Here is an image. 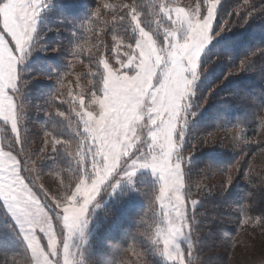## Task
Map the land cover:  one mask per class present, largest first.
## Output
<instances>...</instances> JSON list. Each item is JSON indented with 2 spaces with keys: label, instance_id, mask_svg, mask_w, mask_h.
<instances>
[{
  "label": "rangeland",
  "instance_id": "1",
  "mask_svg": "<svg viewBox=\"0 0 264 264\" xmlns=\"http://www.w3.org/2000/svg\"><path fill=\"white\" fill-rule=\"evenodd\" d=\"M87 1L92 4L89 8L97 23L98 20H121L127 15L131 20L132 31L136 38L134 42H131L118 34H110V42H105L101 32L102 23H98V28L91 29L92 35L85 36L84 40L78 42L72 50V58L69 60L70 72L61 78L64 87L60 88L59 85L58 92L50 96L47 103L33 105L26 102L22 110L23 115L19 113V128L25 148V151L21 153L27 165V174L36 186L33 185L35 189L31 187L49 209L59 207L65 210L62 219L59 215L49 216L46 211L48 209L45 210L38 204L34 219L26 225L28 231L45 233L50 247L64 241L70 251L72 264H91V251L102 226L103 209L109 198L121 190V185L139 189V186L143 185L140 175L150 172L159 182L157 204L161 217L155 227L153 248L165 264H174V261L169 260L163 251L166 246V235L170 229L174 228L179 231L175 236L173 248L176 249V246H179L181 254L186 257V264L187 262L188 264H264V232H261L259 227L244 225L242 221L246 215L238 211L222 221L223 224L234 229V233L221 232V238L215 240L216 244L212 247L201 242L209 231L201 227L203 222L201 214L193 212L191 200H196L197 205L203 192L225 189L229 185V174L210 168L188 194L185 182L184 194L188 196L189 206L185 216L182 212V202L175 190L169 189L168 193H163L160 174L150 167H140L145 159L150 158L154 150L158 151V142L152 139V133H163L168 122L177 115L170 98L175 73L166 53L170 48L181 43V39L187 35V28L185 26L182 29L181 25L176 23V19L172 17L166 19L160 13L164 10L165 3L180 4L183 7L174 9L178 19L187 15L186 9L195 8L197 0H161L159 15L155 18V23L162 35L161 42L142 25L141 13L137 8L139 0ZM47 6L48 1L43 0L42 10L36 18L35 31L28 43L23 63H20L18 68L20 65H26L32 57L29 49L35 39L40 14ZM177 9L180 11L177 12ZM130 13L133 15L130 16ZM215 21L216 13L210 29L211 38L201 51L199 61L212 39L220 35V32L212 35ZM0 42L3 43V48L0 49V54H2L6 43L2 40ZM191 43V36L183 40V44L189 47ZM35 50L37 53L50 52L46 46L35 47ZM96 54L101 57L98 61ZM199 61L192 92L184 102V121L175 133L180 143L177 152L181 158L183 175L181 150L186 139L187 126L192 118L191 104L194 97V86L199 78ZM98 63L99 69L103 72V81L101 86L96 88L94 74L97 72L98 68L95 69V67ZM117 81L119 87L115 85ZM105 89L109 92L106 93ZM58 93L61 101L70 104L71 125L85 135L81 140L80 153L84 154L83 160L87 161L88 168L85 174L75 182L65 179L57 168L55 152L61 143L54 146L50 142L51 137L47 134H52V132L46 128L44 122L38 119L40 116L48 115L49 103ZM116 96H119L118 101L115 99ZM3 115L0 111V116ZM1 121L3 120H0V146ZM3 122L11 128L9 122ZM11 131L14 136L12 148L17 149L19 145L16 133L12 128ZM261 132L264 138V127L261 128ZM220 135L223 146L234 153L240 145L253 142L250 134L239 127L227 128ZM4 160L5 156L0 152V165L4 163ZM133 160L137 161L135 167ZM252 160L253 164L261 165L264 169V153ZM15 163L14 160H7L9 170L15 169ZM110 164L114 167L111 173L108 170ZM230 175L232 179V174ZM89 176L93 177L91 183ZM94 183L101 185L97 196L90 191ZM2 201L21 232L26 246L24 259L27 264H37L25 239V228L13 215L7 202L3 199ZM85 205H87L85 219L77 229L75 228L76 218L72 212ZM55 210L60 211V209ZM70 224L73 225V235L69 241L67 240V229ZM40 235L41 242L46 245V238L43 234ZM38 253L43 256V261H47V255L43 253V249H38ZM128 259L127 251L121 257L120 262L125 264Z\"/></svg>",
  "mask_w": 264,
  "mask_h": 264
},
{
  "label": "trees",
  "instance_id": "2",
  "mask_svg": "<svg viewBox=\"0 0 264 264\" xmlns=\"http://www.w3.org/2000/svg\"><path fill=\"white\" fill-rule=\"evenodd\" d=\"M47 1L48 6L40 14L35 39L29 49L32 57L18 68L21 76L16 102L21 114L26 102L33 105L47 103L49 97L58 92L57 80L70 72L72 50L85 36L92 35L98 23H102L105 42H110V34H118L131 42L136 38L127 15L121 20H98L97 23L89 8L92 4L87 0ZM160 3L161 0L137 1L142 25L159 42L162 35L155 18L159 15ZM218 32L220 35L212 39L199 61V78L191 104L192 118L181 150L187 194L210 168L221 173L229 170L232 174L231 182L222 191L203 192L193 210L200 212L201 227L209 231L201 239L209 247L221 238V232L234 233V229L222 223L225 217L236 211L246 216L250 214L243 206L245 202L253 203L247 195L249 192L254 194L256 201L251 215L264 214V190L253 189L243 179L249 165L254 174L264 173L263 167L253 164L252 160L264 153L261 151L264 148L261 143L264 141L261 132L264 118V0H221L212 35ZM39 46H46L50 52L37 53L35 47ZM96 55L98 61L101 57ZM249 57V63L240 69L241 62ZM99 67L98 63L94 74L96 88L103 81ZM49 105L48 115L38 119L54 136L66 142H62L55 152L57 168L65 179L75 182L88 168L84 154L80 153L85 135L71 125L69 103L53 99ZM1 126V146L18 152V148H12L11 128L3 121ZM230 127L243 129L253 142L240 145L235 153L226 149L220 134ZM204 138L214 143L205 144ZM189 152L192 155L188 158ZM18 154L24 161L23 154ZM24 167L22 174L33 186L26 162ZM140 179L143 185L139 189L121 185V190L109 198L91 251V264H122L120 259L129 246L143 251L148 263L165 264L153 248L155 227L161 218L157 204L159 182L150 172L140 175ZM25 251L21 232L0 198V260L10 264L13 256H23Z\"/></svg>",
  "mask_w": 264,
  "mask_h": 264
},
{
  "label": "snow or ice",
  "instance_id": "3",
  "mask_svg": "<svg viewBox=\"0 0 264 264\" xmlns=\"http://www.w3.org/2000/svg\"><path fill=\"white\" fill-rule=\"evenodd\" d=\"M219 3L220 0H197L196 7L186 9L187 15L181 16L178 19L176 18L174 9L183 6L180 4L169 5L165 3L163 5L164 10L160 13L166 19L169 17L176 19V23L180 24L182 29L185 26L187 28V35L181 39V43L176 44L166 53L169 56V63L172 64L175 73L170 98L177 115L168 122L163 133H152V139L158 142V151L154 150L150 158L145 159V162L140 164V167H150L160 174L162 181L161 191L163 193H168L169 189L175 190L182 202V212L185 216L189 210L188 196L184 194L185 180L181 158L177 152L180 143L176 139L175 133L184 121V102L192 92V86L197 76L199 57L201 51L211 38L210 29L212 28ZM42 4L43 0H0V40L6 43L4 52L0 54V65H2V78H0V101L2 103H0V111L4 114L0 116V120L9 122L11 128L16 133L19 152L25 151V148L21 129L19 128V105L16 102V96L20 89L19 81L21 76L18 72V65L23 63L28 43L32 39V34L35 31L36 18L42 10ZM131 15L133 14L130 13ZM169 21L172 22L171 20ZM189 36L192 39L190 47L183 44V40L189 38ZM250 60L251 57L242 61L240 69H243ZM57 83L60 85V88L64 87L62 80L58 79ZM115 85L119 87V82H115ZM104 91L106 93L109 92L108 89ZM55 99L61 101L59 93ZM115 99L118 101L119 96H116ZM262 127H264V118H262ZM47 135L51 137L50 142L54 146L62 142L66 143L51 133ZM204 143L213 144L214 141L204 138ZM0 152L5 156L4 163L0 165V198L7 202L13 215L25 228V239L37 260V264H41L43 261V256L38 253V249H43V253L47 255V261H43V264H72L70 251L65 246L64 241H61L59 245L53 244L50 247L48 237L45 233L40 231L30 233L26 227L34 219L35 213L38 211V204L45 210L48 209L46 211L49 216L59 215L62 219L64 218L65 210L59 207L55 209H60V211L49 209L46 204L41 202L30 186L32 182L22 174L25 172V161L20 159L17 151L11 150L10 148L5 150V147L0 146ZM189 153L188 157L192 155L191 152ZM7 160H14L16 162L14 170H9ZM136 163L137 161L133 160L134 167ZM108 170L110 173L114 171L112 164L109 165ZM92 179L93 177L89 176L90 183ZM230 182L231 175L229 174ZM100 187V184L94 183L90 191L97 196ZM196 203V200H191L192 208H194ZM86 208L87 205L74 209L72 212V215L76 218L75 228L77 229H79L80 224L85 219ZM178 231L179 229L175 228L169 230L165 238L166 246L163 251L169 260L175 261L177 264H186V257L181 254L179 246H176V251H173L175 236ZM40 234H43L46 238V245L41 242ZM72 235L73 225L70 224L67 229V240L70 241ZM54 257L55 259H52Z\"/></svg>",
  "mask_w": 264,
  "mask_h": 264
},
{
  "label": "clouds",
  "instance_id": "4",
  "mask_svg": "<svg viewBox=\"0 0 264 264\" xmlns=\"http://www.w3.org/2000/svg\"><path fill=\"white\" fill-rule=\"evenodd\" d=\"M179 11L180 9H177V12ZM2 48L3 43L0 42V49ZM0 78H2V65H0ZM261 143H264V141ZM261 151L264 152V148H261ZM225 174H229V170ZM243 179L247 184L251 185L253 189L264 190V173L254 174L250 165L248 166V171L245 173ZM247 195L252 198L253 203L245 202L243 205L245 208L250 210V214L243 219L242 223L244 225H251L253 228L259 227L260 231L264 232V214H258L255 216L251 215V209L255 205L256 201L252 192H249ZM127 251L129 259L125 261V264H148V261L145 258V253L140 249H137L135 246H129ZM173 251H176V249L173 248ZM0 264H6V262L0 260ZM10 264H27V261L24 259V256L18 255L11 258ZM174 264H177V262L174 261Z\"/></svg>",
  "mask_w": 264,
  "mask_h": 264
}]
</instances>
